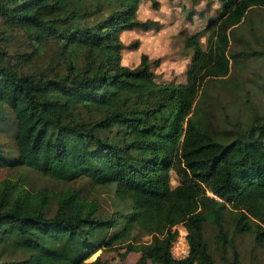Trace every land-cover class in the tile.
Segmentation results:
<instances>
[{"label":"trees","instance_id":"obj_1","mask_svg":"<svg viewBox=\"0 0 264 264\" xmlns=\"http://www.w3.org/2000/svg\"><path fill=\"white\" fill-rule=\"evenodd\" d=\"M140 1L0 0L5 29L32 46L13 54L14 63L0 50V166L85 179L112 188L122 204L102 214L75 188L0 179V264H100L86 260L119 248L139 254L134 264H214L205 226L219 247L234 251L230 232L264 248V121L214 127L207 88L220 81L228 90L239 61L227 54L230 35L264 0H216L204 26L183 39L192 54L178 83L155 80L159 57L121 63L124 32L159 26L136 18ZM46 46V65L34 68ZM175 224L189 247L179 261L168 251Z\"/></svg>","mask_w":264,"mask_h":264},{"label":"rangeland","instance_id":"obj_2","mask_svg":"<svg viewBox=\"0 0 264 264\" xmlns=\"http://www.w3.org/2000/svg\"><path fill=\"white\" fill-rule=\"evenodd\" d=\"M216 0H157V9H152L148 0H141L136 12L138 20H155L157 29L147 31L131 30L124 32L121 41L124 45L121 63L134 67L139 62V55L146 52L149 59L159 57L161 63L153 69L157 82H184V74L177 76V70H184L186 66L179 63L192 54V50L185 47L184 37L201 29L208 17L212 16L217 6ZM197 4L195 5V3ZM209 3L210 6L206 7ZM195 5V7H194ZM194 11L190 19L187 13ZM198 12H201L198 14ZM135 41L138 46L130 49ZM201 48H205V38H200ZM32 46L28 38L20 30L9 31L0 21V50L9 55L11 63L15 62L13 54L30 52ZM53 50L46 46L40 56L34 60L33 67L41 69L48 61ZM227 54L234 55L239 61L233 65L227 77L228 90L217 87L218 83L209 87L208 93L213 100V112L210 122L214 127L232 128L246 127L249 121H264V9H254L247 14L245 22L232 31ZM177 63H179L177 65ZM177 65V69L176 66ZM27 67H22V70ZM32 68V66H30ZM181 72V71H179ZM184 72V71H182ZM13 177L30 188H46L54 191L64 190L67 187L77 189L87 198L95 199L102 214H109L116 208H121L110 187H96L85 179L72 182H62L44 176L39 172L26 168L8 170L0 166V179ZM171 184L174 185V176L171 175ZM204 238L208 245L214 264H264V248L257 246L251 236L247 234H230L232 238V251L228 246L219 247L214 243L215 229L205 226ZM135 237L145 242L148 237L134 231ZM122 254V257L120 256ZM139 254L126 252L124 248L109 251H96L86 262L93 261L96 257L100 264H134ZM145 264H156L146 261Z\"/></svg>","mask_w":264,"mask_h":264},{"label":"built area","instance_id":"obj_3","mask_svg":"<svg viewBox=\"0 0 264 264\" xmlns=\"http://www.w3.org/2000/svg\"><path fill=\"white\" fill-rule=\"evenodd\" d=\"M170 231L174 234L169 245V254L173 260H182L188 255L189 251L186 230L182 224H175L170 227Z\"/></svg>","mask_w":264,"mask_h":264},{"label":"crops","instance_id":"obj_4","mask_svg":"<svg viewBox=\"0 0 264 264\" xmlns=\"http://www.w3.org/2000/svg\"><path fill=\"white\" fill-rule=\"evenodd\" d=\"M195 7V6H194ZM194 16V15H193ZM142 53H144V54H146V52H142ZM147 55V54H146ZM188 61H189V57L185 60L184 58H182V59H180V61H179V63L181 62V64H184V65H186L187 63H188ZM163 63V62H162ZM161 63V64H162ZM179 63H177V65L179 64ZM177 65H175L176 66V69H177ZM183 67H185V66H183ZM179 71H181V72H179ZM182 71H184V70H177V76H179V74H181V73H183Z\"/></svg>","mask_w":264,"mask_h":264}]
</instances>
